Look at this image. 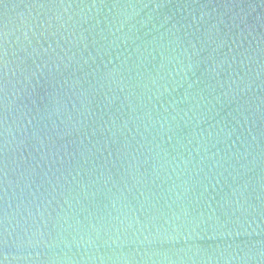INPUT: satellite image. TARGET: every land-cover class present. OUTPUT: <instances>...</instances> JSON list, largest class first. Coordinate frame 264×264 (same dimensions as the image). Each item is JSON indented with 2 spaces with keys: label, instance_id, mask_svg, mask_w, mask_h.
I'll return each mask as SVG.
<instances>
[{
  "label": "water",
  "instance_id": "water-1",
  "mask_svg": "<svg viewBox=\"0 0 264 264\" xmlns=\"http://www.w3.org/2000/svg\"><path fill=\"white\" fill-rule=\"evenodd\" d=\"M0 264H264V0H0Z\"/></svg>",
  "mask_w": 264,
  "mask_h": 264
},
{
  "label": "snow or ice",
  "instance_id": "snow-or-ice-1",
  "mask_svg": "<svg viewBox=\"0 0 264 264\" xmlns=\"http://www.w3.org/2000/svg\"><path fill=\"white\" fill-rule=\"evenodd\" d=\"M0 243H2V241H0Z\"/></svg>",
  "mask_w": 264,
  "mask_h": 264
}]
</instances>
